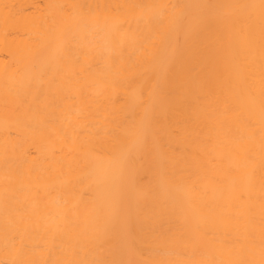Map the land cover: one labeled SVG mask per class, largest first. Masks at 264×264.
Segmentation results:
<instances>
[{"label":"bare ground","instance_id":"bare-ground-1","mask_svg":"<svg viewBox=\"0 0 264 264\" xmlns=\"http://www.w3.org/2000/svg\"><path fill=\"white\" fill-rule=\"evenodd\" d=\"M0 264H264V0H0Z\"/></svg>","mask_w":264,"mask_h":264}]
</instances>
